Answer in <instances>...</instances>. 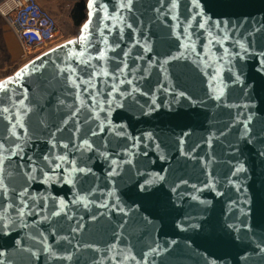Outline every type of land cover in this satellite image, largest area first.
Wrapping results in <instances>:
<instances>
[{
    "label": "water",
    "instance_id": "95a60500",
    "mask_svg": "<svg viewBox=\"0 0 264 264\" xmlns=\"http://www.w3.org/2000/svg\"><path fill=\"white\" fill-rule=\"evenodd\" d=\"M121 3L126 0H92L93 7L89 9L88 0L85 23H89V29L83 33L86 39L80 41L84 23L73 43L36 57L27 64L30 71L22 79L15 80V74L10 77L14 82L0 90V141L10 136L11 125L5 117H12L14 122L17 110L24 111L19 104L24 100V105L31 109L23 117L27 137L25 129L17 127L15 131L22 137L18 143L24 144L27 140L26 156L39 158L49 152L53 157L68 155L69 159H78L80 166L87 163L92 169L90 175H81L75 188L63 182L43 183L38 176L37 181L30 184V192L55 197L57 205L63 199L68 204L64 210L67 214L42 222L41 216L50 215L53 210L50 199L49 208L39 216L26 217L28 227L14 229L9 235L0 232V252L4 253L0 261L3 264H112L106 249L115 244L135 255L136 261L129 260L126 264H137V261L139 264H264V253L258 247H264V224L261 223L264 91L260 88L264 73L258 71L264 58V31L255 38L249 35L255 28L264 26V0H198L199 8L192 7V0H179L178 21L173 20L171 14H164L168 0L160 13L156 11L160 8L159 0H133L131 11L121 9ZM205 19L221 22L220 34L223 22H228L230 38L223 45L233 56L231 65H225L221 71L228 88L219 103L209 99L206 69L195 52L188 50L183 57L172 59L185 51L181 44L189 43L185 39V28L192 36L196 52L204 53V45L210 37L199 24ZM128 24L133 27L128 28ZM208 26L206 24V28ZM212 31L218 30L213 28ZM236 40L246 47L251 42L248 54L242 59L235 55L240 52L239 45L234 43ZM145 45L150 50H146ZM208 46L214 53L223 54L219 44L214 42ZM100 52H104V57ZM124 64L128 68L121 75L118 69ZM161 64L166 71L161 70ZM228 67L240 74V82L229 78ZM101 69L118 78L113 80L112 75H103ZM93 70L97 75L92 83L104 94L101 99L107 98L113 83L119 90L114 96L124 107L113 111V123L128 125L126 131L135 136L153 134L151 141L145 140L138 150L133 149L134 155L115 157L131 159L132 163L122 165L120 175L111 178V182L107 176L109 165L98 151L81 156L73 148V144L88 138L98 150H105V144L110 152L122 150V146L117 147L114 134L107 130L101 133L97 129L98 135L90 136L96 122L84 123L89 115L87 109L78 117L82 131L73 135L77 118L70 119V116L79 101L76 100L77 89L67 77L73 75L79 83L81 79L88 80ZM120 80L125 83L121 84ZM127 80H133V84H128ZM86 86L81 84V97L91 104L87 94L82 92ZM120 92L131 95L121 99ZM181 92L183 97L179 96ZM153 98L159 107L151 115L141 116L142 106L147 111ZM4 107L10 111L4 113ZM99 115L103 119L105 113ZM249 116L252 118L251 143L241 139L243 123L237 120L246 121ZM64 120H68L66 125ZM58 128L63 130L57 132ZM52 133H56L57 142L71 141L69 148H51ZM181 139L183 144H180ZM19 162V157H14L13 167ZM24 163H28L26 157ZM240 164L245 171L232 175ZM157 174L165 179L159 180ZM146 180L154 183L147 192H140L138 184ZM205 185H212L215 190ZM81 187L85 191L80 195L97 189L88 196L95 203L87 208L83 203H69ZM109 192L114 195L109 196ZM2 199L0 197V201ZM104 202L108 208L98 206ZM117 202L127 215L113 207ZM182 221L185 225L195 223L199 227L182 231L177 227ZM37 231L45 232L48 244L58 256L71 255L72 259L54 260L42 252L39 260L30 259L23 249L34 243L29 236ZM16 240H20L21 245L17 246Z\"/></svg>",
    "mask_w": 264,
    "mask_h": 264
},
{
    "label": "snow or ice",
    "instance_id": "6c2138e0",
    "mask_svg": "<svg viewBox=\"0 0 264 264\" xmlns=\"http://www.w3.org/2000/svg\"><path fill=\"white\" fill-rule=\"evenodd\" d=\"M159 2L160 8L156 9L157 13H160L165 7V0H159ZM92 7V0H89V9H92ZM119 7L121 9H127L128 11H131L133 7V0H126V3H121ZM192 7H200L198 0H192ZM178 9L179 0H168L167 11L164 14H171V18L173 20L178 21ZM91 15L92 12L90 11L89 16L91 17ZM206 24L209 25L208 28H206ZM127 27L132 28L133 26L132 24H128ZM199 28L205 29L208 32V36L210 37L208 44L204 45V53L201 54L199 52H196L195 45L191 43L192 36L188 33V29L185 28V39L189 41V43L181 44L180 47L183 48L185 51L180 52L177 56L172 57V59H179L183 57L185 55V52L188 50L195 52L196 55L200 57V61L203 63L204 68L206 69L204 74L208 77L209 99L219 103L222 102L223 98L225 97L226 89L228 88V85L221 78V71L225 65H231L233 56L229 49L227 47H224L223 45V42L229 40L230 38L228 34V22H223L222 34L219 33V30L221 29V22L219 21L211 22L210 20L205 19L204 22H201L199 24ZM213 28L217 29L218 31L214 33L212 31ZM88 29L89 23H85L82 27V35L80 36L81 42L86 39L83 33H86ZM262 31H264V26L255 28L253 32L249 33V35L255 38L256 34H259ZM214 42L216 44H219L220 47L223 48L222 55L214 53L211 48H209L208 45L213 44ZM69 43L73 42L69 41ZM234 43L238 44L240 48V52H237L235 55L242 59L244 55L248 54L249 49L251 47V42L249 43V47H246L245 44L240 40H236ZM116 47H119V45H116ZM145 49L150 50L147 48L146 45ZM104 55V52H100L101 57H104ZM125 55L127 56L128 54L125 53ZM205 57H207V59H205ZM166 62L167 61H165V63ZM31 67H35L34 62L31 63ZM125 68H128L127 64H124L123 68H119L118 72L122 75ZM208 69H210V71H207ZM161 70L166 71V69H164L163 67V64H161ZM28 71H30V65H25L16 73L15 80L22 79L23 75ZM60 71L63 72V69H60ZM258 71L260 73H264V58H262V62L260 63ZM101 72L105 76L112 75L113 80H116L118 78L115 74H110L104 69H101ZM228 72L231 74L229 77L230 79H233L235 82H240V74L233 72L232 67H228ZM72 73H75L74 69L72 70ZM96 75V71L93 70V72L89 74L88 80L81 79L79 83H77V80L73 78V75H69L67 77L69 83H71L73 87L77 89L76 100L79 101V105L74 106L75 110L71 111L70 116V119L73 117L77 118L73 135L82 131L80 126V120L78 117L79 113L82 110L87 109L89 110V115L85 117L84 123H89V121L96 122V128L90 129V136L96 137L98 135L97 129L101 133L107 130L114 134V137L117 142V147L122 146V150L110 152L106 150L107 144H105V150H98L95 148L94 141H91L88 138H83L78 144H73V148L75 152L81 153V156H83L86 152L98 151L99 156L109 165L110 171L107 172V176L109 178V181L111 182V178L120 175L119 169L122 167V165L132 163L131 159L121 160L115 157H119L122 154L124 156L134 155L133 149L138 150L140 148V144L145 140L151 141L153 138V134L151 132H146L143 136H135L130 132L126 131L128 125H115L113 123V120L111 119L113 111L117 108L124 107V105L118 100H116L114 96V93L119 90L116 84L113 83L111 85L112 91L107 93V98L101 99L100 97H103L104 94L98 89H96L95 85L92 83V78ZM13 82V79L9 78L6 83H0V90H5L6 84H10ZM120 83L123 84L125 83V81L120 80ZM127 83L133 84V80H127ZM81 84L87 85L82 89V92L87 94L88 99L92 101L91 104H87L86 101L82 99ZM260 88L262 91H264V81H262ZM133 91H136V89L134 88ZM253 91H255V88L253 89ZM125 95H131V93L120 92L121 99H123ZM179 96L183 97L184 93H179ZM60 103L63 104L64 102L61 101ZM19 104L21 108L24 109V111L21 112L19 109L17 110L14 117V122L12 117H5V119L8 120L9 125H11L9 129L10 136L5 137L4 141H0V197L3 198L2 201H0V232H2L4 235H9L14 229L20 228L22 230L23 228L28 227L29 225L26 217L31 215L39 216L41 212L49 208L50 199L51 208L53 210L50 212V215L41 216L42 222L50 221L52 217H59L62 213H64L65 215L67 214L64 212V210L68 207V204H66L63 199H60L59 204L57 205L55 197L50 198L47 196H38L33 195L30 192L29 186L31 183L37 181L38 176L42 177L43 183L63 182L75 188L78 186V183L81 179V175L87 176L92 173V169L88 167L87 163H84V166H80V161L78 159H69L68 155H56L55 157H53L52 153L49 152L48 154H43L42 157L39 158H34L33 156H26V153H24V148L27 144V140H25L24 144L18 143L17 141H20L22 137L20 135H17L15 129L17 127L25 129V137H27V129L25 123L23 122V117L27 116L28 112H30L31 109L27 108L24 105V100L19 101ZM71 107L72 106H70V110ZM158 107L159 105L156 104V100L155 98H153L152 105L148 106L147 111H144L142 106L141 116L151 115L153 112L156 111ZM245 107H247V105H245ZM2 111L4 113H8L10 109L8 107H4ZM100 113H105L103 119H101L99 115ZM237 120L238 122L243 123L241 139H243L247 143H251V116H249L246 121H239L238 118ZM41 123L44 124V121H41ZM63 123L66 125L68 123V120H64ZM62 130L63 129L58 128L57 132ZM185 135H187V133H185ZM221 135H224V133L221 132ZM51 136L52 139L49 140L51 148L62 147L63 149L67 150L69 148V144L72 143L71 141H69V143L57 142L55 140L56 133H52ZM12 137H14V139H12ZM129 141L131 142L130 144L128 143ZM183 143L184 141L181 139L180 144ZM208 143L209 147H211V140H209ZM261 143L264 144V140H262ZM146 146L147 145H145V147ZM157 147H159V145H157ZM261 154L264 155V151H262ZM144 155H147V153L145 152ZM14 157H19L20 162L16 163L13 167ZM25 157L28 161L27 164L24 163ZM88 159L90 160L91 157L89 156ZM161 159H164V157L161 156ZM244 171V165L240 164L238 167H236L235 172H233L232 175H236L237 173H242ZM157 177L159 180L165 179L164 176L159 174H157ZM18 181H23V183H19ZM153 183L154 181L152 180H146L144 181V183L138 184L139 191L147 192L149 186ZM183 183H187V181H183ZM229 183H231V181H229ZM205 186L209 187L211 190H215L214 186L212 185ZM176 187L178 188L179 185H177ZM193 187L195 188V185H193ZM172 190L176 191V188H173ZM81 191L85 190L81 187L79 191L75 194L74 200L69 203H83L85 208H87L90 203H95V201H90L88 199V196L92 195V193L97 191V189L88 190L86 195H80ZM219 194L220 193H218V195ZM108 195L112 196L114 195V193L109 192ZM193 199H196V197H193ZM98 206L108 208L107 202L101 203ZM113 207H115L120 212H124V209L120 206L119 202L113 205ZM37 209H39V211H36ZM243 211L244 210L241 209L242 213ZM124 214L127 215L126 212H124ZM93 219H95V217H93ZM33 223L36 224L37 222L34 221ZM261 223L264 224V211H262ZM123 227L124 225H121V228ZM177 227L183 231L186 228L196 229L199 227V225L195 223H189L185 225V223L182 221L180 224L177 225ZM76 230L77 229H73L74 232ZM53 234H55V229H53ZM29 239L34 241V243L29 247L24 248L23 251L29 254L30 259L34 257L36 260H39L40 252L51 256L54 260L72 259L71 255L67 257L58 256L57 252L48 244V237L44 231H37L36 233L30 235ZM21 243L22 242L20 240L15 241V244L17 246L21 245ZM262 243H264V241H262ZM258 247L260 248V251L264 253V247H260V245H258ZM33 248H37L38 250L33 251ZM106 251L110 253L109 259L112 261V264H126V262L129 260L136 261L135 255H132L130 250L119 249L115 244L109 245ZM152 251L156 252L157 249H152ZM3 255L4 253L0 252V256ZM146 256L147 254H145V257ZM0 264H3V261H0ZM137 264H139L138 261Z\"/></svg>",
    "mask_w": 264,
    "mask_h": 264
},
{
    "label": "built area",
    "instance_id": "2783aa9c",
    "mask_svg": "<svg viewBox=\"0 0 264 264\" xmlns=\"http://www.w3.org/2000/svg\"><path fill=\"white\" fill-rule=\"evenodd\" d=\"M42 1H0V15L21 43L24 52L22 59L34 56L30 52L36 49L50 51L55 48L53 43L60 33V25L56 16Z\"/></svg>",
    "mask_w": 264,
    "mask_h": 264
},
{
    "label": "rangeland",
    "instance_id": "374dc122",
    "mask_svg": "<svg viewBox=\"0 0 264 264\" xmlns=\"http://www.w3.org/2000/svg\"><path fill=\"white\" fill-rule=\"evenodd\" d=\"M68 1L69 2L67 3L59 2L51 6V8L57 11L58 15L56 16V18L58 19V23L60 25V33L56 41L53 43V46H55V48L60 47L68 43L69 41L76 40L81 26L87 20V9H86V18L80 26L75 24L74 16H75L76 5H78L81 2H85V6H86L88 0H68ZM4 27H7V24L0 15V82L14 76L21 68H23L33 59L41 55L38 54L36 56L22 59V56L24 54L23 49L22 47H20V45H18L15 42H13L12 44L14 47L10 46L11 49L10 52L8 45L3 40Z\"/></svg>",
    "mask_w": 264,
    "mask_h": 264
},
{
    "label": "crops",
    "instance_id": "0c3cea01",
    "mask_svg": "<svg viewBox=\"0 0 264 264\" xmlns=\"http://www.w3.org/2000/svg\"><path fill=\"white\" fill-rule=\"evenodd\" d=\"M43 2V4L47 7V8H49L52 12H53V14L55 15V16H57L58 14H57V11L55 10V9H53V8H51V6L52 5H54V4H57V3H67V2H69L68 0H57V1H52V2H50V1H47V0H43L42 1ZM49 6V7H48ZM3 31H4V34H3V40H4V42L8 45V48H9V51L11 52V49H10V46H13L12 44H13V42H15V43H17L18 45H20V47H22L21 46V43H20V41L18 40V38L16 37V35L8 28V27H4V29H3ZM14 47V46H13ZM23 49V48H22Z\"/></svg>",
    "mask_w": 264,
    "mask_h": 264
},
{
    "label": "trees",
    "instance_id": "16d2710c",
    "mask_svg": "<svg viewBox=\"0 0 264 264\" xmlns=\"http://www.w3.org/2000/svg\"><path fill=\"white\" fill-rule=\"evenodd\" d=\"M1 1V0H0ZM74 22L76 25L80 26L86 18V6L85 2H81L75 7Z\"/></svg>",
    "mask_w": 264,
    "mask_h": 264
},
{
    "label": "bare ground",
    "instance_id": "6f19581e",
    "mask_svg": "<svg viewBox=\"0 0 264 264\" xmlns=\"http://www.w3.org/2000/svg\"><path fill=\"white\" fill-rule=\"evenodd\" d=\"M47 51H49V50H45V51L42 50V51H41L40 49H36V50H34V51H31L30 53H32V54H34V56H36V55H38V54H39V55H40V54L43 55V54L46 53ZM41 55H40V56H41ZM38 57H39V56H38ZM34 58H35V57H34Z\"/></svg>",
    "mask_w": 264,
    "mask_h": 264
}]
</instances>
